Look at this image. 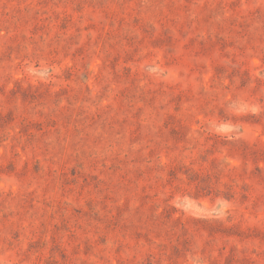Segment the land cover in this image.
Returning a JSON list of instances; mask_svg holds the SVG:
<instances>
[{
    "label": "rangeland",
    "instance_id": "obj_1",
    "mask_svg": "<svg viewBox=\"0 0 264 264\" xmlns=\"http://www.w3.org/2000/svg\"><path fill=\"white\" fill-rule=\"evenodd\" d=\"M0 264H264V0H0Z\"/></svg>",
    "mask_w": 264,
    "mask_h": 264
}]
</instances>
